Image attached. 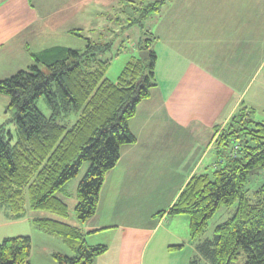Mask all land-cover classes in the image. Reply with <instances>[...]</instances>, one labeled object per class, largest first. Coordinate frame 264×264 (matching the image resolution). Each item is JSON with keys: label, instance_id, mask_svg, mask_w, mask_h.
<instances>
[{"label": "trees", "instance_id": "16d2710c", "mask_svg": "<svg viewBox=\"0 0 264 264\" xmlns=\"http://www.w3.org/2000/svg\"><path fill=\"white\" fill-rule=\"evenodd\" d=\"M166 1L131 5L141 15L129 26L158 13ZM70 33L85 38L78 30ZM149 35L141 46L144 50L154 39ZM85 39L84 51L60 45L29 50L34 63L0 80V92L10 96L9 109L15 108L12 121L17 131L15 135L0 123V208L13 218L24 217L27 206L51 214L33 223L61 237L70 248L71 254L53 253L59 264H94L108 250L106 245L88 244L85 231L67 222L69 206L57 192L79 174L84 162H90L78 185L75 213L80 222L96 215L106 175L118 164L121 147L136 142L130 120L156 85L154 50L147 65L133 57L112 80L106 76L111 60L101 58L112 43ZM41 97L49 113L38 107ZM231 140L235 145L227 153ZM216 146L223 166L217 167L214 178L193 176L170 213L190 216V234L196 240L221 207L236 202L238 206L216 227L212 239L196 245L189 264H264V184L253 199L245 191L250 172L264 166V123L240 111L219 133ZM31 252V236L5 237L0 242V264H28Z\"/></svg>", "mask_w": 264, "mask_h": 264}, {"label": "crops", "instance_id": "0c3cea01", "mask_svg": "<svg viewBox=\"0 0 264 264\" xmlns=\"http://www.w3.org/2000/svg\"><path fill=\"white\" fill-rule=\"evenodd\" d=\"M24 3L0 0V50L37 21ZM150 23L146 50L156 53L161 81L130 120L136 142L121 147L96 215L72 224L88 244L108 247L94 264H179L185 246L193 256L201 236L193 240L189 216L171 207L193 176L218 167L216 141L234 116L246 110L264 123V0H168ZM34 211L13 218L0 208V225L51 216Z\"/></svg>", "mask_w": 264, "mask_h": 264}, {"label": "rangeland", "instance_id": "374dc122", "mask_svg": "<svg viewBox=\"0 0 264 264\" xmlns=\"http://www.w3.org/2000/svg\"><path fill=\"white\" fill-rule=\"evenodd\" d=\"M23 1H25L24 7L26 13L31 12V14L34 15L33 17L38 19L30 28L26 29L23 34L16 37L17 39L15 41H12L11 48L0 50V56L6 58L3 63H0V80L9 78L20 70L28 69L34 63L32 56L29 55L30 51L39 52L48 47L57 45L84 51L87 48V40L85 38H90L92 41L96 42L112 43L111 48L103 54L101 58L111 60L106 76L115 80L126 64L131 61L133 57H139L140 52L144 50L141 46L144 45L145 39L150 36V22L153 20L154 16H156L155 13L142 23H134L129 26V24L134 21V18H139L141 15V13H136L131 5L140 7L142 4L145 5L150 2V0H91L89 5L87 2H83V0ZM22 11L23 10H21V12ZM70 30H78L85 38L70 33ZM2 52H4L5 56ZM159 52L161 53V50ZM147 61L146 59V65ZM148 70L149 68L146 73ZM159 78L160 80L156 78V83L161 81L160 75ZM9 103L10 96L0 92V123L5 124L7 129L16 135V127L12 121L15 108L9 109ZM37 104L43 112H50L44 97L39 98ZM72 119L75 120V116H73ZM234 145V141L231 140L225 151L228 153ZM223 156L226 155L223 154ZM221 166H223V163L218 160V168ZM89 167L90 162H84L80 168L79 174L68 181L61 190L57 192V195L64 199L69 206L70 216L67 222L70 224L79 222L75 213V207L78 202L77 189ZM216 170L217 167L215 168L213 166L211 168L209 173L211 178H214ZM263 184L264 166L250 172L245 185L247 196L253 199L254 192ZM237 206L238 202L230 207H221L214 216L208 220L204 233L200 238L202 240L212 239L216 227L231 218L236 212ZM43 212L35 210L33 213L35 215H40ZM2 219L4 218L1 217L0 223ZM12 224L15 225L6 227L1 224L0 230L5 229V233H8L5 234L6 236L20 234L31 236V264H59L51 256L49 257V261H47L46 254L43 253L42 250L44 246L48 247V251L71 254L70 248L64 244L61 237L49 235L37 229L32 221L26 220L20 221L17 224ZM1 240L2 238H0V242ZM192 253V249L185 246L182 252L177 255L179 264H188Z\"/></svg>", "mask_w": 264, "mask_h": 264}, {"label": "water", "instance_id": "95a60500", "mask_svg": "<svg viewBox=\"0 0 264 264\" xmlns=\"http://www.w3.org/2000/svg\"><path fill=\"white\" fill-rule=\"evenodd\" d=\"M150 56H151V52L149 51V50H142L141 52H140V58L141 59H143V60H146V59H149L150 58Z\"/></svg>", "mask_w": 264, "mask_h": 264}, {"label": "built area", "instance_id": "2783aa9c", "mask_svg": "<svg viewBox=\"0 0 264 264\" xmlns=\"http://www.w3.org/2000/svg\"><path fill=\"white\" fill-rule=\"evenodd\" d=\"M235 149H237V146L235 147Z\"/></svg>", "mask_w": 264, "mask_h": 264}]
</instances>
